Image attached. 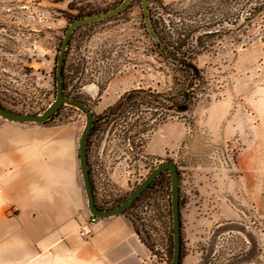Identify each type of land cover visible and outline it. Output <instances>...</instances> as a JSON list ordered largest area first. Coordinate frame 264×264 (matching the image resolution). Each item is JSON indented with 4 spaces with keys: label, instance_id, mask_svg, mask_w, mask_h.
Masks as SVG:
<instances>
[{
    "label": "rangeland",
    "instance_id": "obj_1",
    "mask_svg": "<svg viewBox=\"0 0 264 264\" xmlns=\"http://www.w3.org/2000/svg\"><path fill=\"white\" fill-rule=\"evenodd\" d=\"M122 0H0V104L41 112L55 96V61L73 19L99 14ZM149 0L150 7L161 2ZM140 0L70 34L66 96L93 115L131 88L173 87L174 70L152 54ZM234 42L225 37L193 62L204 77L191 106L139 138L128 136L136 116L96 123L87 137L95 203L109 208L161 160L178 170L181 264H264V29ZM85 113L63 102L42 126H63L79 137ZM124 214L146 245L152 264L172 253L170 174L162 171Z\"/></svg>",
    "mask_w": 264,
    "mask_h": 264
},
{
    "label": "crops",
    "instance_id": "obj_2",
    "mask_svg": "<svg viewBox=\"0 0 264 264\" xmlns=\"http://www.w3.org/2000/svg\"><path fill=\"white\" fill-rule=\"evenodd\" d=\"M88 216L76 132L0 116V264H152L128 216Z\"/></svg>",
    "mask_w": 264,
    "mask_h": 264
},
{
    "label": "trees",
    "instance_id": "obj_3",
    "mask_svg": "<svg viewBox=\"0 0 264 264\" xmlns=\"http://www.w3.org/2000/svg\"><path fill=\"white\" fill-rule=\"evenodd\" d=\"M143 18H146L144 26L150 35L152 54L160 56L175 72L173 87L162 91L149 87L125 90L115 102L94 116L90 133L96 123L126 119L130 115L136 116L127 130L128 137L133 140L173 116L175 106H191L203 92L204 84V77L193 62L194 58L225 37L240 42L256 26L264 29V0L161 2L153 8L148 4ZM66 55L67 47L62 64L63 90ZM260 222L264 224V220ZM178 264H181L180 258Z\"/></svg>",
    "mask_w": 264,
    "mask_h": 264
},
{
    "label": "water",
    "instance_id": "obj_4",
    "mask_svg": "<svg viewBox=\"0 0 264 264\" xmlns=\"http://www.w3.org/2000/svg\"><path fill=\"white\" fill-rule=\"evenodd\" d=\"M130 0H122L116 7L105 12L77 17L71 21L64 30L61 45L55 61V96L53 100L41 112H21L5 108L0 104V116L14 122H44L56 112L63 102H69L79 107L86 116L85 123L78 137V161L82 183L86 195L87 208L89 213L97 217H106L110 215L121 214L130 204L140 195V193L164 170L170 174V210L172 222V253L168 264H178L180 258V214H179V189H178V170L174 162L170 160H161L150 172L137 184L126 197L117 205L109 208H101L95 203L92 182L89 174L87 162V137L90 132L94 115L91 109L82 101L75 97L66 96L62 86V64L64 60L67 42L71 32L78 26L91 21L99 20L112 16L120 12ZM143 13H146L149 0H140ZM146 21V18H144Z\"/></svg>",
    "mask_w": 264,
    "mask_h": 264
},
{
    "label": "built area",
    "instance_id": "obj_5",
    "mask_svg": "<svg viewBox=\"0 0 264 264\" xmlns=\"http://www.w3.org/2000/svg\"><path fill=\"white\" fill-rule=\"evenodd\" d=\"M97 218V216L89 213L88 218L79 225L77 230L78 235L82 238L90 236L93 232V225Z\"/></svg>",
    "mask_w": 264,
    "mask_h": 264
}]
</instances>
